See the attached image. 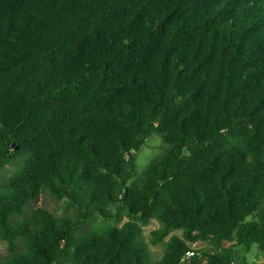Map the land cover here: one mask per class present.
Segmentation results:
<instances>
[{
    "label": "trees",
    "instance_id": "trees-1",
    "mask_svg": "<svg viewBox=\"0 0 264 264\" xmlns=\"http://www.w3.org/2000/svg\"><path fill=\"white\" fill-rule=\"evenodd\" d=\"M14 164L0 264H253L234 249L264 254V0H0ZM44 191L74 216L28 211Z\"/></svg>",
    "mask_w": 264,
    "mask_h": 264
},
{
    "label": "rangeland",
    "instance_id": "rangeland-1",
    "mask_svg": "<svg viewBox=\"0 0 264 264\" xmlns=\"http://www.w3.org/2000/svg\"><path fill=\"white\" fill-rule=\"evenodd\" d=\"M167 148V144L162 141L160 136L157 133H153L150 135L141 150L137 153L135 161L139 171H144L154 157L165 152ZM16 165L7 166L5 170L0 173V189L2 184L8 179V177L16 170ZM45 208L52 212L57 216H74V211L71 207H68L64 201L56 200L51 194L44 191L41 193L39 198L36 201L31 202L28 205L27 210L31 211L35 208ZM115 212V210L113 209ZM122 220L126 221L127 218L124 214H122ZM103 219L99 217H95L91 221H89L86 225H84L81 230L77 232V234H82L91 228V226L95 223H103ZM160 227V224L157 221H154L152 225L145 228V238L146 241L149 242L150 235L149 230L156 229ZM206 247V246H205ZM207 248V247H206ZM149 249L152 253V261H158L163 255V244L152 245L149 244ZM8 253L7 251V243L5 241H0V259L4 257ZM234 258L237 262H242L246 260L247 262L253 264H264V254L258 250L256 244H253L249 250L244 249L243 247L237 246L234 249Z\"/></svg>",
    "mask_w": 264,
    "mask_h": 264
},
{
    "label": "built area",
    "instance_id": "built-area-1",
    "mask_svg": "<svg viewBox=\"0 0 264 264\" xmlns=\"http://www.w3.org/2000/svg\"><path fill=\"white\" fill-rule=\"evenodd\" d=\"M181 264H183V261H182V263Z\"/></svg>",
    "mask_w": 264,
    "mask_h": 264
}]
</instances>
